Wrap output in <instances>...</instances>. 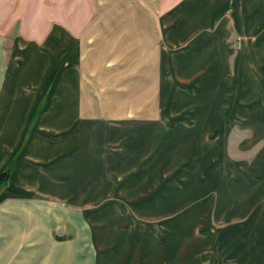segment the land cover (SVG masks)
<instances>
[{
    "label": "crops",
    "instance_id": "obj_1",
    "mask_svg": "<svg viewBox=\"0 0 264 264\" xmlns=\"http://www.w3.org/2000/svg\"><path fill=\"white\" fill-rule=\"evenodd\" d=\"M133 19L136 20L135 27L132 29L133 36L138 42L141 38L143 40L147 38V41L153 44L154 51L149 66L154 67L152 71L154 81L167 82L175 79V82H183L187 85L183 89L186 99L190 101L197 99L194 104L186 107V116L193 114L197 108L201 107L203 97L206 96L207 99V92L213 90L214 87L210 89L207 85V79L209 83L214 80L220 83L214 90L217 95L220 90L219 95L224 99L222 95L224 88L226 90L230 88L224 84L231 82L233 92L234 87L244 88L243 99L260 101L261 106L257 107L253 104L248 106L250 118L244 124L253 129L256 137L264 130L262 89L264 0H0V67L3 66L6 52L13 56L10 66H18L9 70L8 74L7 71L5 75L0 74V174L5 171L9 163H15L8 179V186L0 191V264H49L50 259L58 258L54 254L59 246L54 239L53 231L66 230L65 216L62 214L59 217L57 212L50 215L51 206L44 204L38 196L44 195L61 202L68 201L70 202H67L68 205L74 212L76 205L82 202L96 204L95 199L91 197V192L97 184L88 192L84 189L88 183L87 179H91L90 175L98 168L95 157L91 158L90 148L93 147L86 137L91 132L94 133L96 129H101L106 135L101 142L104 149L113 139L118 140L120 135L116 130L104 129V126L97 121L79 122L77 128V123L75 127L72 118L69 117L66 131L74 126L73 131L78 130L80 136H76L74 143L70 142L67 149L60 148L61 146L52 149L54 146L43 142L42 134L46 129L43 122L49 114L63 116L66 105L70 107L75 104L68 103L73 99L80 101L85 98H100L96 92L91 91L92 80L105 75L107 72L105 68L112 67L114 59L118 60L114 52L123 42V38L119 36L128 34L129 20ZM98 20L105 21L106 26L100 24V27L95 26ZM117 20L120 21L114 25ZM92 32L103 36L94 46L93 55L89 54L90 58L95 57V67L91 66L89 57L85 60L87 63L78 62L80 58L76 61L75 56L72 57L73 59L69 58L72 52L68 51L75 53V45L68 43L65 44L67 48L62 46L58 56L60 66L65 65L68 58L69 63L76 61V64L67 72L65 69L61 70L63 74H59L58 83L55 84L50 97L51 101L47 103L36 129L40 132L37 137L39 144H35L36 141H31L29 144L24 134L34 109L31 105L35 97H40L38 94L41 92L38 88L48 71V67L46 68V65L42 63L43 59L48 57L42 56L52 48L53 43H65V40L72 42L76 39L81 43L88 41L92 44ZM238 36L239 38L242 36L255 38V43L246 44L244 41L241 43L235 55L233 72L230 73V52L236 49L237 45L233 41ZM77 49L81 50L80 46ZM65 52L68 54L67 57ZM32 54L37 56L32 57ZM177 61L181 68L184 66L190 68L189 76L176 79L175 63ZM140 64L144 65V63ZM251 64L258 69L259 77L256 78L252 74ZM166 67L171 68V73L165 70ZM88 82L87 90L84 84L87 85ZM29 86L35 90L38 89V94H32ZM105 89H108L107 86ZM51 106L54 107L53 110ZM218 107L212 111V108L206 104L205 111H201V114H206V120L209 114L221 116L223 109ZM235 109V114L241 110L240 107ZM78 113L111 114V111L92 113L86 110L83 113L78 111ZM78 113L76 112V115ZM169 114H171L170 111ZM215 125V129L219 130L221 118L219 121L217 117ZM162 126L165 130L178 129L176 132L181 130L196 131L198 134L200 132L199 141L207 148L211 146L215 153L218 151L217 142L212 145L205 143V136L211 132L209 130L203 132L202 124L197 127V123L190 120V122L182 123L180 127L166 128L164 124ZM153 127L138 128L137 134L134 133L127 138L124 144H129L128 141L131 140L127 146H139L140 144H136L132 139L139 134L143 135L145 131L149 137L147 140L154 144L156 135H159L155 132H158L160 127ZM209 129L213 128L209 127ZM217 133L218 131L210 135ZM83 137L84 139H81ZM80 150L88 154L83 155V158L81 154L80 158H75L74 155L79 154ZM41 156L46 157L47 161H55L56 166L46 172L39 170L41 166L38 168L29 165L32 163L31 158L39 163ZM89 159H94L95 162L92 168L87 169L85 161ZM77 165L82 166L79 169L81 173H75L72 176L75 181L71 191L58 190L61 185L66 184L65 181L69 180V176L55 174L54 170L67 169L68 171ZM125 167L126 163L121 164L120 169ZM230 168V172L222 177L217 171L209 174L212 178L202 184L205 191L199 198L197 197L204 204L214 201V206L211 207V222L231 223L220 228L215 240L216 251L208 253L205 257L209 264H264V151L260 160L250 168L245 169L244 166ZM205 178L207 175L203 177V180ZM39 186L40 190L37 189ZM142 192L144 193V190ZM143 204L144 201L138 203L135 208H143ZM51 208L59 212L63 210L61 207L52 206ZM191 208H186V212H191L193 207ZM54 234L58 235L56 232ZM51 249L54 252L50 253ZM200 259L189 257L185 264H199Z\"/></svg>",
    "mask_w": 264,
    "mask_h": 264
},
{
    "label": "rangeland",
    "instance_id": "obj_2",
    "mask_svg": "<svg viewBox=\"0 0 264 264\" xmlns=\"http://www.w3.org/2000/svg\"><path fill=\"white\" fill-rule=\"evenodd\" d=\"M93 21L95 20L93 19ZM118 21L120 20L114 22V25ZM135 22L134 19L129 20L128 28L130 30H128V34L124 33L119 36L123 38V42L114 52L118 60L114 59L113 66L105 68L107 71L105 75L103 74L101 78L95 77L92 80L93 89L91 91L96 92L100 98H85L80 99V101L73 99L68 103H75V109L74 105L69 107L67 104L63 116L49 114L43 122L46 129L43 130L42 138H44L43 141L46 140L51 146H54L52 149L57 148V146L67 149V145L70 142L74 143V138L80 136V132L78 130L73 131L72 127L69 132L66 131L69 117L72 118L74 124L77 123V128L79 122L97 121L104 126V129L116 130L117 134L120 135L118 140L113 139L112 142H109L111 145L105 146V150L100 148L98 157L97 155L95 157L98 166L97 171L90 175L91 179H87L88 183L84 188L86 192L89 189L92 190L96 184V188L103 189L102 197L95 200L96 204H89L87 201L82 202L80 205H76L74 212L73 208L68 205L70 203L68 201L67 203L44 195L38 196L44 204L63 208L59 212L50 207L49 214L54 215L57 212L59 217L64 214L66 221V230L55 229L53 231L54 239L58 242L59 247L55 249L56 252L51 249L50 253L54 252L58 258L50 259L49 264H185L189 257L199 259L203 257L199 260V264H209L205 256L216 251L215 240L220 228L231 223L211 222L210 214L214 201L210 204H204L201 199H198L201 193L205 191L202 184L210 181L212 177L209 176L212 175L209 174L214 171L221 173L220 177H222L230 172L232 166L250 168L260 160L264 151V130L256 137L253 129L244 124L250 118L248 106L250 104L257 107L261 106L260 101L243 99L244 88L234 87L233 92L231 82L225 83L231 89L223 90L224 99L219 95L221 94L220 90L218 95L214 90L220 83L216 80L209 83L207 79V85L210 89L214 87L213 90L207 92V99L206 96L203 97L201 107L197 108L193 114L186 116V107L194 104L197 99L194 101L186 99L183 89L187 85L183 82H175V79L174 81L169 79L170 81L167 82L163 80L154 81L152 74L154 67L149 66L154 51L153 44L148 42L147 38L144 40L141 38L138 42L133 36L132 29L135 27ZM99 24L106 26L105 21L99 22L98 20L95 26H99ZM93 33H91L92 44H89L88 41L81 43L80 40L76 39L72 42L65 40V43H53L52 48L42 56L50 59L44 58L42 61L46 68L48 67V71L44 76L43 83L38 88L41 93L38 94V89L36 91L35 88L29 86L32 94L40 96L39 98L36 97L31 105L34 109L30 115L28 129L24 134L29 144L31 141H36L35 144H39L37 137L40 132L36 131L37 124L39 125L47 101L50 100L55 84L58 83L59 74H63L61 70L65 69L67 72V70L72 69L79 58L80 61L78 62L87 63L85 60L88 57L91 66L95 67V57L90 58V56L95 52L94 46L103 36ZM243 41L246 44H254L255 38L243 36L239 38L238 36L233 41L237 47L230 52V73L233 72L235 55ZM68 43L75 45L77 51L75 50L74 53L69 50L68 52H72L69 58L75 56L76 61L69 63L68 58L65 65L60 66L58 56H60L62 46L65 48L67 46L65 44ZM58 44L59 46H57ZM78 46L81 50L77 49ZM57 47L59 48L57 49ZM65 54L67 57V52ZM89 54L91 55L89 56ZM34 55L37 56V54L31 56ZM77 55L78 58H76ZM5 56L3 66L0 67V74L4 75L6 71L8 73L9 70L18 67L10 66L13 58L11 53L6 52ZM18 62L20 61L18 60ZM140 63H144V65ZM178 63V61L175 63L177 80L190 75V68L188 66L181 68ZM165 70L169 73L171 68L166 67ZM251 71L256 78L259 77V71L253 64H251ZM82 79L84 80L83 77ZM262 84L264 92L263 81ZM106 86L108 89H105ZM84 87L88 90L89 82L87 85L84 84ZM206 104L212 108V111L220 106L223 109L221 116L209 114L206 120V114H201V111H205ZM53 106L51 108H54ZM238 107L241 110L235 114V108ZM163 108L164 111H162ZM86 110L92 113L109 110L111 114H84L83 112ZM74 111L83 114L78 113L76 115ZM217 117L219 121L221 118L220 128L217 134L210 135L217 132L215 129ZM190 120L197 123V127L202 124L203 132L206 130L211 132L205 136L204 141L207 145L217 142L219 147L216 153L211 146L207 148L199 141L200 132L199 134L196 131L186 130L176 132L178 129L165 130L162 126L164 124L166 128L170 126L180 127L182 123L190 122ZM153 126L160 127V130L155 132L159 135H156L154 144L145 140L144 134H139L143 138L138 135L132 139L136 144L139 143V146H127L131 140L128 141L129 144H124L127 138L132 136L131 133L137 134L138 128L149 129ZM209 127L213 129H209ZM65 133L66 135L68 133V136ZM94 136L100 143L106 137L105 132L101 129H96ZM144 140L148 143H145ZM84 153L83 150H80V153L74 157L80 158L81 154V158H83V155L88 154ZM30 160L32 162L29 164L30 166L38 168L41 166L39 170L42 169L46 172L56 166L55 161H47L46 157L43 156L39 160L36 159L39 163L32 158ZM107 160H112L113 163L108 161V164ZM124 163H126V167L125 169L121 168V171V164ZM14 164L11 162L5 168L9 171V175L7 182L0 185V191L8 186V179ZM81 167V165H77L73 168L75 172L71 169V175L72 173H81L79 171ZM105 174L109 176L107 177ZM206 175L207 178L203 180ZM106 184L107 187H105ZM37 189L40 190V186ZM143 201L146 202L143 204V208H135L138 203ZM191 207L193 210L186 212V208ZM139 215L146 218H156L153 220L146 219ZM158 215L160 216L157 217ZM55 232L58 235H55Z\"/></svg>",
    "mask_w": 264,
    "mask_h": 264
},
{
    "label": "bare ground",
    "instance_id": "obj_3",
    "mask_svg": "<svg viewBox=\"0 0 264 264\" xmlns=\"http://www.w3.org/2000/svg\"><path fill=\"white\" fill-rule=\"evenodd\" d=\"M26 50V49H25ZM63 50V49H62ZM65 55V54H64ZM52 57V56H51ZM8 74V73H7ZM49 76V75H48ZM9 78V77H8ZM226 78V77H225ZM43 79H44V77H43ZM70 82V81H69ZM259 82V81H258ZM5 85H6V83H5ZM225 85V84H224ZM259 85H260V83H259ZM213 87V86H212ZM42 89V88H41ZM225 89V88H224ZM7 90V89H6ZM52 95V94H51ZM223 95V94H222ZM58 97V96H57ZM36 98V97H35ZM50 101V100H49ZM49 101H47V102H49ZM264 101V100H263ZM48 105V104H47ZM50 106V105H49ZM255 106V105H254ZM51 108V107H50ZM54 108H52L51 110H53ZM50 111V110H49ZM53 112V111H52ZM28 117V116H27ZM22 118V117H21ZM249 120V119H248ZM257 121V120H256ZM258 122V121H257ZM256 122V123H257ZM84 124V123H83ZM263 125V124H262ZM37 126H38V124H37ZM74 127V126H73ZM72 127V128H73ZM75 128V127H74ZM76 131V130H75ZM216 131V130H215ZM218 131V130H217ZM68 132H69V129H68ZM95 132V131H94ZM74 133V132H73ZM99 133V132H98ZM66 134V133H65ZM132 135H133V133H131ZM67 135H68V133H67ZM100 135H102V134H100ZM138 136V135H137ZM140 136V135H139ZM144 136L146 137V139L145 140H147V139H149V137H148V135H147V132L145 131V133H144ZM103 137V136H102ZM141 137V136H140ZM148 137V138H147ZM67 138V137H66ZM141 138H143V137H141ZM32 139H33V137H32ZM38 139V138H37ZM43 139V138H42ZM86 140L87 141H89V142H91L90 143V145H91V147H93V148H90V153H91V158L94 156V157H96V155H97V157H98V153H99V151H100V148H103L102 147V144L97 140V138L94 136V133L93 132H91L87 137H86ZM101 140V139H100ZM144 140V141H145ZM104 141V140H103ZM143 141V142H144ZM148 141V140H147ZM147 141H145V143L147 142ZM44 142V141H43ZM45 142H46V140H45ZM125 142H127V141H125ZM149 142V141H148ZM147 142V143H148ZM106 145V144H105ZM111 145V144H110ZM103 146H104V144H103ZM107 146V145H106ZM137 146V145H136ZM157 146V145H156ZM4 149V148H3ZM74 149V148H73ZM103 150H105V149H103ZM110 151V150H109ZM65 153V152H64ZM60 155V154H59ZM105 155V154H104ZM123 155V154H122ZM122 155H120L121 156V158H123L122 157ZM58 156V155H57ZM109 156V155H108ZM127 156V155H126ZM134 156V155H133ZM142 156V155H141ZM106 157V156H105ZM128 157V156H127ZM134 158V157H133ZM136 158V157H135ZM134 158V159H135ZM139 158V157H138ZM108 159V158H107ZM117 159H120V158H117ZM57 160V159H56ZM106 160V159H105ZM103 161V160H102ZM108 161H110V160H107V163L109 164V162ZM94 162H95V160L94 159H89L88 161H85V166H86V168L87 169H90V168H92V166H93V164H94ZM110 162H112V160L110 161ZM116 162V161H115ZM113 163V162H112ZM45 164V163H44ZM49 164V163H48ZM4 165V164H3ZM47 165V164H46ZM70 165V164H69ZM104 165V164H103ZM66 166H68L67 164H66ZM109 166V165H108ZM210 166V165H209ZM106 168V167H105ZM37 169V168H36ZM69 169V168H68ZM30 170V169H29ZM67 170V169H66ZM65 169L64 170H61V169H55L54 170V173L55 174H63L64 176H66L67 174H68V178H69V180H66L65 182H66V184H64V185H61L60 187H59V189L58 190H60V191H62V192H69V191H71V189H72V187H73V184H74V181H75V179H74V177H72L74 174H72V175H70L71 174V171L72 170H74V169H69L68 171H66ZM207 170V169H206ZM33 171V170H32ZM106 171V170H105ZM18 172V171H17ZM69 172H70V174H69ZM74 172H75V170H74ZM17 174V173H16ZM190 174V173H189ZM16 177V176H15ZM174 177V176H173ZM17 178V177H16ZM60 178H61V176H60ZM18 179V178H17ZM179 179V178H178ZM64 180V179H63ZM19 181V180H18ZM179 181V180H178ZM64 182V181H63ZM64 182V183H65ZM19 183V182H18ZM181 183V182H180ZM220 183V182H219ZM20 184V183H19ZM180 185V184H179ZM182 185V184H181ZM219 186V185H218ZM102 187H104V186H102ZM63 194H66V193H63ZM102 195H103V189L102 188H95L92 192H91V197H92V199H95V200H97V199H99L100 197H102ZM159 198V197H158ZM165 199V198H164ZM144 203H146V202H144ZM154 204V203H153Z\"/></svg>",
    "mask_w": 264,
    "mask_h": 264
},
{
    "label": "trees",
    "instance_id": "obj_4",
    "mask_svg": "<svg viewBox=\"0 0 264 264\" xmlns=\"http://www.w3.org/2000/svg\"><path fill=\"white\" fill-rule=\"evenodd\" d=\"M8 175H9V171L8 170H5L4 172H2L0 174V185L7 182Z\"/></svg>",
    "mask_w": 264,
    "mask_h": 264
}]
</instances>
